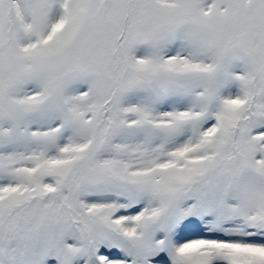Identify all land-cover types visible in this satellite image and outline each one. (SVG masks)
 Returning a JSON list of instances; mask_svg holds the SVG:
<instances>
[{"label": "snow or ice", "instance_id": "6c2138e0", "mask_svg": "<svg viewBox=\"0 0 264 264\" xmlns=\"http://www.w3.org/2000/svg\"><path fill=\"white\" fill-rule=\"evenodd\" d=\"M0 264H264V0H0Z\"/></svg>", "mask_w": 264, "mask_h": 264}]
</instances>
